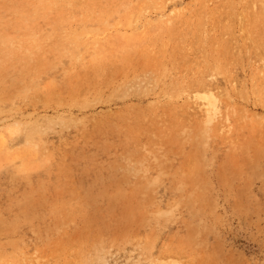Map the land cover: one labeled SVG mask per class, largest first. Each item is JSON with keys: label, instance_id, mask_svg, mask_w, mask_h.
Here are the masks:
<instances>
[{"label": "rangeland", "instance_id": "obj_1", "mask_svg": "<svg viewBox=\"0 0 264 264\" xmlns=\"http://www.w3.org/2000/svg\"><path fill=\"white\" fill-rule=\"evenodd\" d=\"M0 264H264V0H0Z\"/></svg>", "mask_w": 264, "mask_h": 264}, {"label": "bare ground", "instance_id": "obj_2", "mask_svg": "<svg viewBox=\"0 0 264 264\" xmlns=\"http://www.w3.org/2000/svg\"><path fill=\"white\" fill-rule=\"evenodd\" d=\"M203 99H204V98H203ZM205 99H207V100H208V99H211V98H205ZM209 101H210V100H209ZM129 216H130V215H129Z\"/></svg>", "mask_w": 264, "mask_h": 264}]
</instances>
